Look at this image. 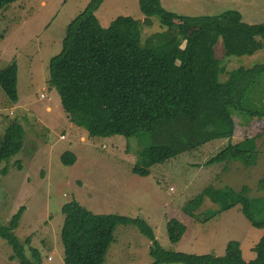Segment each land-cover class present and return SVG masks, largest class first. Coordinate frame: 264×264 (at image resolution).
<instances>
[{"label":"rangeland","instance_id":"1","mask_svg":"<svg viewBox=\"0 0 264 264\" xmlns=\"http://www.w3.org/2000/svg\"><path fill=\"white\" fill-rule=\"evenodd\" d=\"M91 1L17 0L0 12V70L12 62L17 66V100H10L0 88V138L9 132L22 145L0 165L8 167L6 175L0 176V225L7 226L23 206L14 234L24 246V254L32 260L30 248H34L40 253L41 264H64L61 206L76 201L96 215L143 218L166 251L222 256L226 244L237 241L246 264H257V246L264 228L250 224L241 204L206 221L199 218L218 208L207 197L193 217L185 209L209 186L236 191L247 187L250 197L264 196L259 189V181L264 180V119L230 108L234 121L230 139L211 141L196 151L154 165L148 176L132 173L146 142L127 141L122 136L88 137L84 129L71 123L58 93L47 82L48 63L61 51L67 25ZM159 1L165 10L179 16H214L233 10L245 23H264V0ZM95 16L104 28L119 16L132 17L140 24L144 20L138 0H103ZM147 30L175 34L157 17L149 18ZM215 53L226 72L250 68L264 62V40L260 50L242 57L224 54L219 40ZM221 77L225 79L226 73ZM246 97L248 108L264 109V74L251 85ZM255 135H260L255 166L245 167L235 161L206 164L228 143ZM66 152L75 156L72 165L61 162ZM17 162L21 167H15ZM171 219L185 227L177 243L168 238L167 222ZM150 246L149 239L135 226L118 225L104 264H152ZM12 254L10 245L0 238V264H20L17 259L10 260Z\"/></svg>","mask_w":264,"mask_h":264},{"label":"trees","instance_id":"2","mask_svg":"<svg viewBox=\"0 0 264 264\" xmlns=\"http://www.w3.org/2000/svg\"><path fill=\"white\" fill-rule=\"evenodd\" d=\"M15 1L0 0V12ZM102 2L92 0L69 22L61 51L48 63L47 82L58 93L71 123L84 129L88 137L122 136L127 141L146 142L132 173L148 176L154 165L196 151L211 141L230 139L234 133L230 108L244 116L264 119V109L251 110L246 97L251 85L264 74V62L226 72L215 53L221 40L227 56L254 54L262 48L264 23H245L241 14L233 10L214 16H179L165 10L159 0H138L144 17L141 24L132 17L119 16L104 28L95 16ZM151 17L172 27L175 34L149 32ZM224 73L225 79L221 77ZM0 88L10 100H17L14 62L0 70ZM259 137L228 143L206 164L235 161L245 167L255 166ZM21 148V142L5 132L0 138V165ZM61 162L72 165L75 156L66 152ZM15 167L21 166L17 162ZM7 171V166L0 168V176ZM259 189L264 193V180L259 181ZM205 197L218 208L203 214L199 221L241 204L250 224L264 228V196L250 197L247 187L238 191L206 187L185 212L193 217ZM23 212L22 206L7 226L0 225V238L12 248L10 260L41 264L39 251L30 248V260L14 234ZM61 213L64 264H104L118 225H133L149 239L152 264H246L237 241H229L222 256L169 252L158 244L141 217L96 215L76 201L63 204ZM167 231L169 240L177 243L185 227L171 219ZM257 253V264H264V237Z\"/></svg>","mask_w":264,"mask_h":264}]
</instances>
